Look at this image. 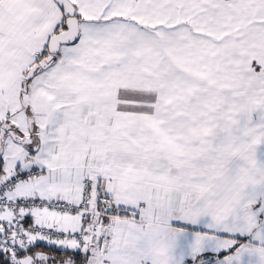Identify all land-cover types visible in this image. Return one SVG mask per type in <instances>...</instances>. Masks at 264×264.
Here are the masks:
<instances>
[{"label":"snow or ice","instance_id":"1","mask_svg":"<svg viewBox=\"0 0 264 264\" xmlns=\"http://www.w3.org/2000/svg\"><path fill=\"white\" fill-rule=\"evenodd\" d=\"M0 264H264V0H0Z\"/></svg>","mask_w":264,"mask_h":264},{"label":"crops","instance_id":"2","mask_svg":"<svg viewBox=\"0 0 264 264\" xmlns=\"http://www.w3.org/2000/svg\"><path fill=\"white\" fill-rule=\"evenodd\" d=\"M28 222H30V219H29V221ZM43 244V243H42ZM203 259H209V258H211V259H214L215 257H214V255L213 254H205V256L204 257H202Z\"/></svg>","mask_w":264,"mask_h":264},{"label":"trees","instance_id":"3","mask_svg":"<svg viewBox=\"0 0 264 264\" xmlns=\"http://www.w3.org/2000/svg\"><path fill=\"white\" fill-rule=\"evenodd\" d=\"M41 246H43V244L41 243Z\"/></svg>","mask_w":264,"mask_h":264}]
</instances>
